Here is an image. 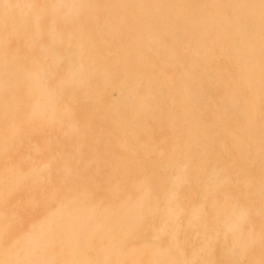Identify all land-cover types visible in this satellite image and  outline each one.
<instances>
[{
    "label": "rangeland",
    "instance_id": "1",
    "mask_svg": "<svg viewBox=\"0 0 264 264\" xmlns=\"http://www.w3.org/2000/svg\"><path fill=\"white\" fill-rule=\"evenodd\" d=\"M0 264H264V0H0Z\"/></svg>",
    "mask_w": 264,
    "mask_h": 264
},
{
    "label": "bare ground",
    "instance_id": "2",
    "mask_svg": "<svg viewBox=\"0 0 264 264\" xmlns=\"http://www.w3.org/2000/svg\"><path fill=\"white\" fill-rule=\"evenodd\" d=\"M177 24V23H176ZM74 86V85H73ZM80 88V87H79ZM82 90V89H81ZM76 94V93H75ZM79 97V96H78ZM203 148H204V146H203Z\"/></svg>",
    "mask_w": 264,
    "mask_h": 264
}]
</instances>
